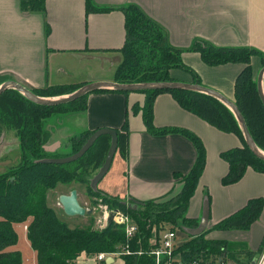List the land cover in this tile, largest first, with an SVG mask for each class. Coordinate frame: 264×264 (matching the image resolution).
Segmentation results:
<instances>
[{
  "label": "trees",
  "instance_id": "1",
  "mask_svg": "<svg viewBox=\"0 0 264 264\" xmlns=\"http://www.w3.org/2000/svg\"><path fill=\"white\" fill-rule=\"evenodd\" d=\"M45 0H18L22 12L44 14ZM114 8L96 6L85 0V13H104ZM124 18V41L117 49L121 59L113 72V81L117 83H137L152 81H178L171 76V70L185 72L189 83L200 84L198 75L181 61V53L197 52L207 66L224 63L242 65L232 84V102L241 115L245 127L255 146L264 152V107L256 91L255 77L252 74L250 57L256 56L260 65H264V53L248 46H216L202 39H193L185 48L174 47L166 39L165 30L148 17L142 9L133 3L118 7ZM46 33V26L45 31ZM4 78L0 76V83ZM81 84H57L43 87H26L40 97H56L68 94ZM264 94V74L262 78ZM112 91L122 94L129 92L112 89H97L92 92ZM144 95L140 107L132 106L133 113L140 112L142 123L147 133L165 135L176 133L188 139L194 147L193 163L184 175L178 192L167 197L165 194L148 200H135L136 205L123 203L124 200L108 195L88 186L89 178L96 172L104 160L109 136H98L92 145L78 159L63 163H38L42 158L63 157L76 152L93 131L83 130L70 138L69 151L66 153L46 152L42 145L47 132L43 125L53 114L78 112L85 109L86 93L72 101L56 104H36L13 89L0 93V133L3 128L12 129L17 139V162L8 170L0 172V264H21L20 254L8 250L16 242V233L12 224L28 222L25 228L26 239L35 252V264H78L75 259L81 254L93 255L99 252L114 251L116 246L125 243L122 228L109 222L104 228L69 227L58 219L52 207L46 203V192L58 184L76 182L83 184L87 197L98 198L108 204L112 210L127 213L136 225V233L128 242L130 251L140 249V255L129 254L120 257V264H151V258L144 252L147 240L156 231L165 226L194 228L198 220L185 215L189 199L193 195L203 169L205 151L198 136L180 127H157L152 122V103L159 93H169L181 109L191 113L213 128L232 133L239 140L234 146L219 152L218 156L227 164V171L220 178L222 185L236 182L247 167L264 174V161L255 157L246 146L238 123L221 102L204 93L172 89L137 91ZM116 133V151L125 156L128 128L124 119ZM102 147V149H101ZM72 189V188H71ZM264 197H254L234 212L211 225V229L245 231L258 218ZM205 231L196 236L188 235L178 249L184 258L219 255L227 249L228 241L204 237ZM264 239V237H263ZM262 239V242H263ZM262 245V243H261ZM244 258H233L235 264H249L251 252L241 251ZM241 254V253H240ZM242 256V255H241ZM242 256V257H243ZM240 257V256H239ZM96 264H106L104 261Z\"/></svg>",
  "mask_w": 264,
  "mask_h": 264
},
{
  "label": "crops",
  "instance_id": "2",
  "mask_svg": "<svg viewBox=\"0 0 264 264\" xmlns=\"http://www.w3.org/2000/svg\"><path fill=\"white\" fill-rule=\"evenodd\" d=\"M90 1L96 6L114 9L104 13H85V0H45L44 14H41L22 12L18 0H0V76L4 80H13L33 88L113 82V60L124 41L123 13L116 8L128 3L139 6L159 24L165 30L168 43L174 47H186L193 39H202L216 46H248L264 53V0ZM180 57L198 75L202 86L232 100V84L241 64L207 66L198 53L192 51L182 52ZM250 65L256 77L261 67L258 57L251 56ZM107 70L109 76L105 77L103 74H107ZM171 76L181 82L190 81L188 74L179 70H171ZM143 99L144 95L138 92H92L86 97L83 111L61 116L66 121V126L62 124L64 128L77 127L78 131L74 133L101 127L119 129L126 119V154L121 156L115 150L113 168L110 164L99 180L101 191L122 200L132 198L142 201L162 196L176 182L174 174H186L195 157L193 145L184 136L147 133L140 112L131 111L133 105L140 107ZM71 115L72 118H69ZM152 122L157 127L187 129L198 136L203 144L204 165L189 199L187 217L199 219L201 205L197 211L193 201L196 199L199 202L204 190L208 218L213 223L242 207L247 199L264 197V174L250 167L236 182L228 185L220 183L221 176L227 171V164L218 156L219 152L239 146L228 136L232 133L221 132L181 109L165 92L153 99ZM61 128L56 127L53 132L60 134ZM3 139L1 133L0 146L4 143ZM58 144L59 141L51 137L44 144V149L58 151ZM255 221L244 231L246 247L240 249L250 251L252 258L261 250L264 237V218L260 223ZM27 223H14L12 227L16 237L19 233L26 251L30 252V259L26 261L35 264V252L25 235ZM19 241L17 237L8 250L21 252ZM20 258L23 264L21 254Z\"/></svg>",
  "mask_w": 264,
  "mask_h": 264
},
{
  "label": "water",
  "instance_id": "3",
  "mask_svg": "<svg viewBox=\"0 0 264 264\" xmlns=\"http://www.w3.org/2000/svg\"><path fill=\"white\" fill-rule=\"evenodd\" d=\"M264 74V65H262L255 77V83H256V91L257 95L259 97V100L264 107V94L262 90V78ZM6 89H13L19 92L22 96H24L29 101L41 104V105H56L61 103H66L69 101H72L86 93H89L93 90L97 89H112L116 91H124V92H137V91H144V90H172V89H181V90H190V91H196L200 93L207 94L209 96L214 97L219 102H221L225 107L229 109V111L233 114L235 117L238 126L241 130L244 142L248 149L251 151V153L264 161V152L258 149L255 144L253 143L251 137L249 136V133L245 127V124L243 122V119L241 115L239 114L237 108L233 104V102L226 97H224L219 92L202 86L201 84L196 83H187V82H181V81H152V82H137V83H117V82H110V81H98V82H89L82 84L74 91L61 95L56 97H40L34 95L30 90L25 88L23 85L13 81V80H4L0 83V93H2ZM100 135H108L109 136V145L104 157L103 162L98 167L96 172L89 178L88 186L91 188L92 191L96 190V185L99 182V180L103 177L105 172L108 170L111 159L115 153L116 150V133L112 128L107 127H101L93 130L90 135L86 138L84 143L80 146V148L67 156L63 157H56V158H42L38 159L35 162L38 163H52V164H63L72 162L76 159H78L80 156L84 154V152L92 145L94 140L100 136ZM58 204L61 206L62 211L65 215L73 216V215H86L89 214L91 210L84 209L81 205H79L77 197H76V191L75 189H70L67 194H59L57 198ZM123 203L129 205V203H132L133 205L137 204V201H135L132 198H126ZM113 212L110 211L107 214L106 222L105 224L109 223L112 219ZM208 220V202L206 197H204L202 201V207L200 216L198 219V223L194 228H183V230L191 236H196L200 234L206 227ZM111 262V259L105 260L106 264H109ZM252 264V261L250 262Z\"/></svg>",
  "mask_w": 264,
  "mask_h": 264
},
{
  "label": "rangeland",
  "instance_id": "4",
  "mask_svg": "<svg viewBox=\"0 0 264 264\" xmlns=\"http://www.w3.org/2000/svg\"><path fill=\"white\" fill-rule=\"evenodd\" d=\"M182 48H185V47H182ZM183 52H185L184 49H183ZM120 59H121V56L119 54L115 56V59L113 60L114 68L117 66ZM108 72L109 70H107V74L104 73L103 76L104 75L105 77L109 76ZM73 113L75 112H68V113H63V114H73ZM63 114H53L50 117H48L44 122L45 124L43 125V128L45 132H47V138L44 144L47 141H49L51 137L52 139H55L56 141H59L60 143L58 144L59 146H57L59 149L58 151H46V149H44V144H43L42 148L46 152H49V153L59 152L61 154L68 152L69 147H70V138L78 134L77 132L74 133V131H78L76 126H69V128L67 129L64 128V126H66L65 125L66 121L64 118L61 117ZM72 116L73 115H71L69 118H72ZM56 127H62L61 129H59L60 134H56L55 132H53V130ZM1 133L4 136V139H3L4 143L1 144L0 146V172H3V171L8 170V168H11L12 165H15V163L17 162L18 155H17V139H16L14 131L9 128H3L1 130ZM228 136L232 137V140L235 141V144H239L238 139L234 135L229 134ZM115 160H116V157H114V159L112 160V163L110 164L111 165L114 164ZM112 168H113V165H112ZM175 178H177V180H175L176 182L173 184V187L167 193H165L167 197L173 196L174 194H176L179 188L181 187L182 178L180 177L178 179V176ZM96 187L97 189L100 190L101 188L100 181L97 183ZM71 188L75 189L76 191V197H77L79 205H81L86 210L87 209L91 210L89 214L68 216L63 213L61 206L58 204L57 198L59 194H62V193L67 194ZM204 195H206V190H204ZM204 195L200 196L199 202L196 199H195L196 201L195 200L193 201L194 209L197 208V211L199 210L200 205H201L200 209L202 207V201L204 199ZM46 203L48 206L53 208L58 219H60L61 221H64L69 227H77V228L90 227L96 230H100L105 227V221L103 219L104 212L112 211L111 207L108 204L102 203L98 198L87 197L86 187L83 184H79L76 182H70L68 184H58L54 189L48 190L46 192ZM185 215L189 216V205L187 207ZM261 218H264V205L262 207V210L260 212L258 219L255 222L260 223ZM212 223H213L212 220L208 218L206 227L203 230L205 231L204 237L205 238H220V239H226L228 241L227 246H226L227 249L223 250L222 253H218V254L231 261H233V258L235 256L236 257L238 256V258L240 259L244 258L243 253L240 250L242 247L244 248L246 247L244 245V240H243L244 231L242 230H225V231L215 230V229L210 228ZM168 227L169 226H165L164 228H168ZM174 234H175V242L181 243L188 239V234L183 229L179 228L178 226L174 227ZM17 237L18 239H20L18 246H19V249L21 250V252L19 253L22 255L23 264H30V261L28 262L26 261L27 259H30V252L28 249H27L28 251H26L27 247H25V244L21 240L19 233H17ZM263 244H264V239L262 242V246ZM94 256L95 254L87 255V254L81 253L75 259V261L78 262V264H96L97 262L93 260ZM249 257L252 258V256L250 255ZM115 264H120V263L116 262Z\"/></svg>",
  "mask_w": 264,
  "mask_h": 264
},
{
  "label": "built area",
  "instance_id": "5",
  "mask_svg": "<svg viewBox=\"0 0 264 264\" xmlns=\"http://www.w3.org/2000/svg\"><path fill=\"white\" fill-rule=\"evenodd\" d=\"M110 211H105L103 219L106 222L107 214ZM112 223L122 228L125 243L122 246H116L114 251L99 252L95 254L93 260L100 262L111 259L109 264L120 263L122 255L136 254L140 255V249L130 251L128 242L133 238L136 233V225L127 213L112 210ZM106 225V224H105ZM174 227L163 228L156 231L147 240V248L144 251L147 256L151 258V264H235L233 261L224 258L220 255H208L204 258H184L181 251L178 249L180 243L175 242ZM252 264H264V244L261 250L252 258ZM250 263V262H249Z\"/></svg>",
  "mask_w": 264,
  "mask_h": 264
}]
</instances>
